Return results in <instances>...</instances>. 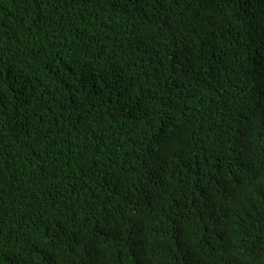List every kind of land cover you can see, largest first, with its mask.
Returning <instances> with one entry per match:
<instances>
[{
  "label": "trees",
  "instance_id": "1",
  "mask_svg": "<svg viewBox=\"0 0 264 264\" xmlns=\"http://www.w3.org/2000/svg\"><path fill=\"white\" fill-rule=\"evenodd\" d=\"M0 264H264V0H0Z\"/></svg>",
  "mask_w": 264,
  "mask_h": 264
}]
</instances>
